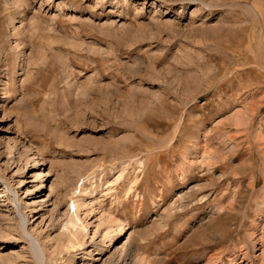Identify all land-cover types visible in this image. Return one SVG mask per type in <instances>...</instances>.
<instances>
[{
	"label": "rangeland",
	"instance_id": "obj_1",
	"mask_svg": "<svg viewBox=\"0 0 264 264\" xmlns=\"http://www.w3.org/2000/svg\"><path fill=\"white\" fill-rule=\"evenodd\" d=\"M263 231L264 0H0V264H264Z\"/></svg>",
	"mask_w": 264,
	"mask_h": 264
},
{
	"label": "bare ground",
	"instance_id": "obj_2",
	"mask_svg": "<svg viewBox=\"0 0 264 264\" xmlns=\"http://www.w3.org/2000/svg\"><path fill=\"white\" fill-rule=\"evenodd\" d=\"M39 163V162H38ZM43 176H45V175H43ZM39 177H42V172H40L39 171V173H38V177L37 178H39ZM44 181V180H43ZM42 181V182H43ZM49 190L51 191L52 190V188L51 187H49ZM79 202H80V200H79ZM78 202V200H72V202H70V204H69V206H68V214H69V220H68V225L69 226H71V227H75V219H76V217H77V211H78V209L80 208V206H81V204ZM264 232V231H263ZM264 234V233H263ZM70 239H74V240H76V236H74V233H72V232H70V234H69V242H68V245L71 243L70 242ZM110 242H112V240L110 239ZM261 243V242H260ZM71 245V244H70ZM113 247H114V245H113Z\"/></svg>",
	"mask_w": 264,
	"mask_h": 264
}]
</instances>
